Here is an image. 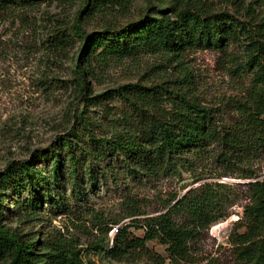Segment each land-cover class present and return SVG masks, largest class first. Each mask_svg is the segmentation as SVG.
I'll use <instances>...</instances> for the list:
<instances>
[{"label": "trees", "instance_id": "obj_1", "mask_svg": "<svg viewBox=\"0 0 264 264\" xmlns=\"http://www.w3.org/2000/svg\"><path fill=\"white\" fill-rule=\"evenodd\" d=\"M52 1L0 0V24ZM82 2L71 32L59 30L49 45L65 49L77 41L83 43L76 68L83 108L74 111L69 125L51 142L29 157L9 161L0 171V263L92 264L84 251L94 249L119 263L216 264L198 256L194 244L213 225L226 220L236 204L231 184L219 180L204 181L182 196L173 195L163 203L166 211L156 216L143 217L147 214L142 209L144 200L127 193L125 213L114 219L102 214L98 225L102 240L88 250L28 227L34 223L44 227L43 216L50 210L75 213V208L84 206L90 188L102 183L119 188L129 181L183 179L186 173L199 180L198 167L208 157L211 166L222 172L219 176L228 177L239 168L241 155L264 154V16L257 13L258 0L247 4L249 20L204 0H185L145 11L133 23L92 32L83 26L84 15L93 9L101 12L108 3ZM232 45L242 48L244 64L259 83L255 108L242 110L245 118L234 127L198 100L191 80L184 86L169 80L129 82L95 93L84 75L86 65L95 60L144 53L181 58L188 50H224ZM241 176L251 179L245 185L249 204L230 232L229 242L237 264H264V177L252 168ZM86 212L98 217L96 211ZM83 214L77 218L81 220ZM126 218L131 221L122 223ZM13 219L20 220L22 227L8 225ZM134 228L143 232L136 235ZM156 239L166 247L165 256L149 246Z\"/></svg>", "mask_w": 264, "mask_h": 264}, {"label": "rangeland", "instance_id": "obj_2", "mask_svg": "<svg viewBox=\"0 0 264 264\" xmlns=\"http://www.w3.org/2000/svg\"><path fill=\"white\" fill-rule=\"evenodd\" d=\"M184 1L107 0L108 5L104 6L103 11L93 9L84 15L83 26L88 32L104 26H123L139 20L145 11L162 10ZM204 1L217 8L230 9L243 19L251 18L247 11V4L251 0H238L236 3L231 0ZM82 5V0H54L29 10L21 18L0 24V171L9 161L29 157L34 150L51 142L69 125L74 111L83 108L79 99L81 78L76 74L83 43L77 41L74 47L65 49H55L49 45V40L59 30L71 32ZM255 7L257 13L264 16V0H258ZM244 59L242 48L234 45L224 50H188L181 58L164 53H144L105 62L95 60L86 65L84 75L95 93L129 82L159 83L169 80L178 81L184 86L186 80H191L198 100L211 107L223 123L234 127L245 118L242 110L251 112L255 108V88H259ZM248 152L238 157L239 168L228 177L219 176L222 172L211 166L208 157L198 167L197 173L202 176L199 180L186 173L183 179L169 177L149 184L129 181L119 188L111 183H102L90 188L84 206L75 208V213L79 211L80 214L75 216V213L64 214L60 209L50 210L43 216L44 227L34 223L28 230H39L45 235L55 234L88 250L102 240L98 229L102 214L114 219L125 213L127 205L124 197L127 193L144 200L142 209L147 214L143 217L156 216L166 211L163 203L173 195L182 196L204 181L219 180L231 184L235 190L236 204L229 209L226 220L202 234L194 249L198 256L207 258V262L214 260L216 264H237L229 234L243 218L245 206L249 204L245 185L251 181L241 174L252 168L260 178L264 177V154ZM86 211L90 214L96 211L98 217ZM81 212L85 214L80 220L77 217ZM130 221V218H126L122 223ZM8 225L22 227L17 219L8 221ZM133 231L136 235L143 232L137 228ZM149 246L166 255V247L159 240L150 241ZM89 250L84 253L92 264H129L106 258L97 250Z\"/></svg>", "mask_w": 264, "mask_h": 264}, {"label": "built area", "instance_id": "obj_3", "mask_svg": "<svg viewBox=\"0 0 264 264\" xmlns=\"http://www.w3.org/2000/svg\"><path fill=\"white\" fill-rule=\"evenodd\" d=\"M116 229H117V228H114V232L116 231ZM114 232H113V233H114Z\"/></svg>", "mask_w": 264, "mask_h": 264}]
</instances>
